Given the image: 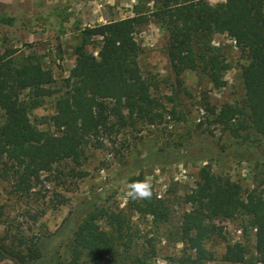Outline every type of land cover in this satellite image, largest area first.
Listing matches in <instances>:
<instances>
[{"label": "trees", "instance_id": "16d2710c", "mask_svg": "<svg viewBox=\"0 0 264 264\" xmlns=\"http://www.w3.org/2000/svg\"><path fill=\"white\" fill-rule=\"evenodd\" d=\"M202 1L157 0L152 14L136 6L132 17L84 29L75 49V65L60 83L37 55L16 58L14 49L0 55V177H12L17 191L30 192L44 174L59 179L62 171L58 167L67 162L80 165L85 148L94 139L118 133L116 126L165 121L169 110L154 93L156 86L143 75L139 61L143 47L137 34L150 15L168 34L166 52L177 76L186 71L203 72L217 89L226 86L224 74L230 64L213 44L214 38L227 34L235 42L245 61V103L208 106L206 111L213 123L238 141L223 148L219 156L236 162L264 161V0H225L216 5ZM48 98H55V111L44 119L50 126L40 129L31 114ZM78 175L83 177L86 172ZM132 181L143 182V176ZM185 201L189 208L183 212L176 234L184 248L180 255L168 257L167 264L215 261V253L206 247L212 237L222 235L223 227L215 221L240 215L255 230L254 264H264L263 193L253 190L244 196L237 182L215 174L207 164ZM129 206L157 225L168 223L172 216L168 203L155 195L130 197ZM139 235L124 211L95 208L77 227L66 264H83V259L86 264H111L118 261L119 249L128 255L124 264H149L148 255L129 256ZM148 242L155 256V246ZM5 257L32 264L41 259L42 251L37 241L24 236L0 244V260ZM246 259L243 243H227L224 262L245 264Z\"/></svg>", "mask_w": 264, "mask_h": 264}, {"label": "rangeland", "instance_id": "374dc122", "mask_svg": "<svg viewBox=\"0 0 264 264\" xmlns=\"http://www.w3.org/2000/svg\"><path fill=\"white\" fill-rule=\"evenodd\" d=\"M156 4L157 0H0V55L8 49L17 50L16 58L37 55L60 83L75 65V49L84 29L132 17L136 6L152 14ZM149 20L137 34L143 47L139 61L143 75L156 86L154 93L169 110L165 121L116 126L120 128L118 133L94 139L85 148L80 165L67 162L58 167L62 171L59 179L44 174L30 192L17 191L12 177H0V244L24 236L37 241L42 257L32 264H66L77 227L95 208L124 211L131 216L133 229L140 235L129 256L148 255L149 264H167L168 257L183 251L176 234L182 214L189 208L185 198L196 187L200 169L207 164L215 174L237 182L244 196L253 190L264 194V161L236 162L219 156L223 148L238 141L213 123L206 111L208 106L245 103V61L235 42L227 34L214 38L213 44L230 64L224 74L226 86L217 89L203 72L186 71L177 76L166 52L168 34L152 15ZM90 49L97 53L93 46ZM54 111L55 98H48L31 118L40 129H47L50 125L44 119ZM261 157L264 159V154ZM81 171L86 175L80 177ZM138 176L150 185L152 195L170 206L168 223L157 225L151 217L131 211L130 185ZM215 224L223 227V232L207 242V249L216 255L209 264H229L222 260L226 245L238 242L247 249L245 264H254L255 230L248 227L247 218L240 215L234 220L218 219ZM105 225L102 221L107 228ZM149 240L155 246V256L151 255ZM118 251V261L111 264L126 263L128 255ZM82 262L86 264V259ZM0 264L19 263L5 257Z\"/></svg>", "mask_w": 264, "mask_h": 264}, {"label": "clouds", "instance_id": "9594fccd", "mask_svg": "<svg viewBox=\"0 0 264 264\" xmlns=\"http://www.w3.org/2000/svg\"><path fill=\"white\" fill-rule=\"evenodd\" d=\"M129 195L133 199H145L151 197L150 185L147 182H135L130 185Z\"/></svg>", "mask_w": 264, "mask_h": 264}]
</instances>
